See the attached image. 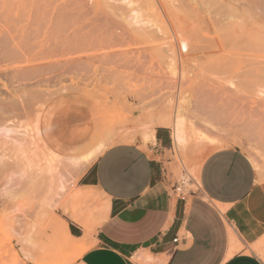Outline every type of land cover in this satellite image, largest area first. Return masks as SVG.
<instances>
[{"label": "rangeland", "instance_id": "rangeland-1", "mask_svg": "<svg viewBox=\"0 0 264 264\" xmlns=\"http://www.w3.org/2000/svg\"><path fill=\"white\" fill-rule=\"evenodd\" d=\"M36 1H39L37 6L33 0H0V36L6 35L3 39L17 36L18 31L28 25L26 33H31V25L39 14L36 10L44 5L43 0ZM52 1L53 9L67 6L64 13L73 24L63 32H53L50 37L55 36L50 42H45V39L51 31L44 26L37 35L40 39L33 40L32 37L24 50L19 51L20 56H14V63L20 57L21 64L10 63L13 57L0 62L1 69H6L0 70V106L11 99L23 103L32 94H36L33 97L37 99L31 103L32 112L26 117L21 115L15 122H1L0 125H23L18 131L27 130L29 142L37 129L47 128L44 139L35 143L37 148L30 146L34 154L30 152V156L21 161L10 160L11 166L0 169V264H74L87 248L69 241L63 224L74 221L85 231L91 230L102 220L105 203L94 189L86 187L85 177L94 163L77 175L72 174L75 179L72 181L74 186L70 185L67 192L69 195L56 191L55 184L51 183L54 180L48 171L49 164L56 165L58 173V162L64 152L86 154L99 143L107 148L133 143L161 159L169 176L178 183L182 192L187 193L196 190L198 169L208 154L235 147L248 156L255 169L256 166L260 168L256 169L257 175L262 177L260 180L264 179V0H134L136 6L133 7L123 6V2L114 3L121 7L119 14L133 16L131 11L138 9L143 19L141 26L146 30L154 31L153 23L165 31L155 32L146 39H139L132 32L123 33L108 18L95 17L93 0ZM61 4L64 7L59 6ZM51 10H48L50 14ZM163 12L168 13L174 22L176 20L178 29L188 31L190 28L189 32L198 34L200 39L217 38L222 45L220 48L209 46L200 40L198 43L203 44L204 50L198 48L193 57L186 56L180 60L173 57V41L169 39L170 32L167 33L170 27ZM144 21L150 23L143 25ZM90 24L93 27L91 25L90 28ZM10 28L16 30L12 31L14 34L7 35L12 33L8 31ZM42 40L45 45H40ZM50 45L53 46L49 49ZM207 46L210 48L206 49ZM229 52L232 55L240 53L242 58L228 63L222 61L224 53ZM91 55L89 59L86 57ZM40 57L42 60L47 58L44 61L49 58V63H59L44 64ZM253 58L258 60L257 67L252 66ZM29 61L34 62L31 64ZM26 62L37 68L38 73L33 80H29L32 76L20 78L17 75L29 70L31 66L27 67ZM61 68L63 70L60 71ZM46 69H52V72L47 73ZM53 70L58 71L53 73ZM70 86L81 90L77 94H65ZM177 107L200 135L217 140L218 145L209 146L197 139L183 149L181 147V151L176 148L172 129L160 126L158 121L162 114L169 115ZM147 126H152L153 134L156 129H164L167 138L160 145H156L153 139L148 143ZM7 135L17 137L21 134ZM142 135L147 145L142 144ZM5 139L0 132V154L12 155V146L3 142ZM69 145H75L77 149ZM21 163L28 165L23 178L18 176L21 172H17ZM79 192L87 194V198L73 206ZM257 253L264 261V249Z\"/></svg>", "mask_w": 264, "mask_h": 264}, {"label": "crops", "instance_id": "crops-1", "mask_svg": "<svg viewBox=\"0 0 264 264\" xmlns=\"http://www.w3.org/2000/svg\"><path fill=\"white\" fill-rule=\"evenodd\" d=\"M165 138L162 128L152 133L156 145ZM106 148L85 177L104 200L102 220L88 231L63 224L69 241L87 247L74 264H264L257 253L264 249V179L243 151L208 154L196 190L185 193L142 147ZM86 196L79 192L72 205Z\"/></svg>", "mask_w": 264, "mask_h": 264}, {"label": "bare ground", "instance_id": "bare-ground-1", "mask_svg": "<svg viewBox=\"0 0 264 264\" xmlns=\"http://www.w3.org/2000/svg\"><path fill=\"white\" fill-rule=\"evenodd\" d=\"M34 2H36V6H37V4L39 3V1H38V3H37V1L36 0H33ZM55 1H57V0H55ZM63 1V0H62ZM66 1H68V0H66ZM41 2V1H40ZM43 2H44V5H40L41 6V8L39 7V8H37L38 10H36V12L37 13H39V14H37L38 15V18L35 20V22H34V24H32L31 25V27L32 28H30V31H31V33L30 34H32V33H35L34 34V36H31L30 34H28V33H26L28 30H29V25L28 26H25V27H22V29H21V31H18V35L17 36H13V37H9L7 40H5V39H3L4 37H6V35L4 36V35H2V37L0 36V62L2 61V60H5V59H7V58H12V60L13 61H11L10 63H14V59H16L17 58V56L19 55L18 53H19V51L21 52V50H24V47H25V45L26 44H28V42H30L31 40V38L33 37V40H36V39H40V38H37V35H39V33H40V31L43 29V27L44 26H46V28H47V30L48 31H51L50 32V35H49V37L47 38V39H45V42H50L51 41V39H52V37L53 36H55V35H53L52 37H50L51 35H52V33L53 32H61L62 30H64L65 28H67V27H69V26H71L73 23H70V21L69 20H67L66 19V14L64 13L65 11H66V8H67V6L66 5H64V6H62V4L61 5H59V6H61V7H64L63 9H58V7L56 8V9H53V1L52 0H43ZM121 3V2H123L122 4H123V6H127V7H133V5H135V3L136 2H134V0H93V8H92V13L94 14V16L95 17H97V18H104V19H107L108 18V20H109V22L112 24V25H114L115 26V28L116 29H119L120 31H122L123 33H134V34H136L137 35V38H142V39H146V37H151L152 35H154L153 33H155V32H164L165 33V31L162 29V27H158V26H156V24H153V23H151V27H155V29H154V31H152V30H146L143 26H141V22H142V15H141V12L137 9V10H132L131 12L134 14L133 16L132 15H125V14H127V13H120L119 14V12H120V10H121V7L120 6H117V5H114V3ZM163 2V1H162ZM185 2V1H184ZM66 3V2H65ZM139 3V2H138ZM176 3V2H175ZM181 3V2H180ZM69 5H70V2L68 3ZM121 4V5H122ZM172 4V3H171ZM68 5V6H69ZM138 5V4H137ZM153 5H156L155 3L153 4ZM136 6V5H135ZM164 6V5H163ZM70 7V6H69ZM68 7V8H69ZM126 7V8H127ZM154 7V6H153ZM158 7V6H157ZM150 8H151V6H150ZM178 8V7H177ZM51 10V11H53L51 14H50V12L48 11V10ZM153 9V8H152ZM187 9V8H186ZM164 10H166L167 11V9H164ZM179 10V9H178ZM158 11V10H157ZM174 11V10H173ZM182 11V10H181ZM130 12V13H131ZM180 12V11H179ZM189 12V11H188ZM164 13V12H163ZM177 13V12H176ZM156 14H157V12H156ZM165 15V18L164 19H166L167 21L166 22H168V24H169V27L170 28H168V26L166 27V25H165V29L167 30V28H168V30H167V33L168 32H170V41L172 40L173 41V44H172V47H173V51H171V52H173V57H178V59L180 60V59H184L186 56H192V55H194L196 52H197V49L199 48V49H203L202 47H203V44H207V45H209V46H218L219 48H220V46L222 45L221 43V41L219 40V39H215V40H213V39H209L208 37H202L201 39H200V37H198L197 35L198 34H196L195 35V33L194 32H192V31H190L189 32V30H190V28H189V30L188 31H182V30H180V29H178V27L176 26V24H175V22H176V20H175V22L172 20V18L170 17V15L167 13H164ZM189 14V13H188ZM20 15H22V14H20ZM19 15V17L18 18H21V16ZM173 15V14H172ZM193 15V14H192ZM27 16V15H26ZM48 16H49V18H48ZM65 16V17H64ZM146 16H147V14H146ZM145 16V17H146ZM159 16H160V14H159ZM36 17V16H35ZM151 17V16H150ZM160 18V17H159ZM190 18V17H189ZM192 18V17H191ZM12 19V18H11ZM145 19V18H144ZM191 20V19H190ZM199 20V19H198ZM242 20V19H241ZM9 21H10V19H9ZM11 22V21H10ZM99 22V21H98ZM195 22V21H194ZM15 23V22H14ZM77 22H75L74 24H76ZM150 22H145L144 21V23H143V25H148ZM191 23H192V21H191ZM163 24V23H162ZM91 25H92V27H93V24H90V25H88L90 28H91ZM195 25V24H194ZM193 25V26H194ZM18 26V25H17ZM161 26H163V25H161ZM201 26V25H200ZM196 27H197V25H196ZM4 27H2V29H3ZM13 28V27H12ZM12 28H10L11 30H8V31H15L16 29H14V30H12ZM100 29H102V28H100ZM187 29V28H186ZM200 29V28H199ZM1 30V29H0ZM200 30H203V29H200ZM206 31V30H205ZM209 31V30H208ZM5 32V31H4ZM63 32V31H62ZM194 33L193 35H192V33ZM1 33V32H0ZM6 33V32H5ZM4 33V34H5ZM7 35L9 34V35H12V34H14V32H12L11 34L10 33H6ZM61 34H64V33H61ZM162 35H164V34H162ZM200 36V35H199ZM72 37V36H71ZM70 37V38H71ZM155 37V36H154ZM54 38V37H53ZM153 38V37H152ZM73 39V38H72ZM71 40V39H70ZM200 40H202L201 42H204L203 44L202 43H198ZM253 40V39H252ZM251 40V41H252ZM154 41V40H153ZM158 41H160V40H158ZM44 42V40H42V41H40V45H42V44H46ZM155 42H156V40H155ZM253 42V41H252ZM160 43V42H159ZM156 44V43H155ZM202 44V45H201ZM157 45V44H156ZM52 46L53 45H50L49 46V49H50V47L52 48ZM209 46H207L206 47V49L208 48H210ZM260 47V46H259ZM205 48V47H204ZM217 48V47H216ZM31 49V48H30ZM33 49V48H32ZM36 49V48H35ZM34 49V50H35ZM264 49V48H263ZM204 50V49H203ZM254 50V49H253ZM32 51V50H31ZM38 51V50H37ZM23 52V51H22ZM50 52V51H49ZM219 52V51H218ZM43 53H44V51H43ZM27 55L29 54V53H26ZM45 54V53H44ZM47 54V53H46ZM45 54V55H46ZM49 54H51V53H49ZM55 55H56V53H54ZM57 54H60V53H57ZM214 54V53H213ZM217 54V53H216ZM225 55H224V57L222 58V61H225L226 63H228V62H233V61H235V60H237V61H239L241 58H242V55L240 54V53H238L237 55L236 54H234V55H232V53L231 52H229V53H224ZM84 55V54H83ZM209 55V54H208ZM14 56L16 57V58H14ZM20 56V55H19ZM42 56V55H41ZM48 56V55H47ZM51 56V55H50ZM49 56V57H50ZM53 54H52V58H53ZM94 56V55H93ZM206 56V55H205ZM25 57V56H24ZM86 57H88V59H89V57H92V55L91 56H86ZM193 57V56H192ZM208 58H209V56H207ZM211 57V56H210ZM212 57H214V56H212ZM19 58V60H18V62L21 60L20 59V57H18ZM27 58H29V57H27L26 56V59ZM51 58V57H50ZM55 58V57H54ZM53 58V59H54ZM65 59H67L68 60V58L67 57H64ZM71 58H74V56L73 57H71ZM81 58L83 59L84 58V56H81ZM189 58V57H188ZM35 59V58H34ZM33 59V60H34ZM40 59H41V57H40ZM47 59V58H46ZM46 59H41L42 61H43V63L44 64H54V63H59V61H57V62H52V63H49V58H48V62L47 61H44V60H46ZM57 59V58H56ZM59 59H60V57H59ZM64 59V60H65ZM69 59H70V57H69ZM76 59V58H75ZM78 59V58H77ZM80 59V58H79ZM82 59H80V60H82ZM11 60V59H10ZM10 60H8V61H10ZM36 60H38V59H36ZM40 60V61H41ZM62 60V59H61ZM60 60V61H61ZM63 60V61H64ZM66 60V61H67ZM70 60H72V59H70ZM74 60V59H73ZM6 61V60H5ZM16 61V60H15ZM40 61H39V64H40ZM41 61V62H42ZM65 61V62H66ZM69 61V60H68ZM77 60H75V61H73V62H76ZM17 61L15 62V63H18ZM34 62V61H33ZM32 61H29V63H33ZM45 62H47V63H45ZM70 62V61H69ZM72 62V61H71ZM10 63H8L7 65H9ZM14 63V64H15ZM20 63V62H19ZM29 63H27L26 62V66L28 67V66H31L30 68H29V70L28 71H26V72H24V73H22V75L21 74H17V75H20V78L21 77H25V76H27V77H31V78H29V80L30 79H35V75H37L36 73H38V71L36 72V70H37V68L34 66V65H30ZM36 63H37V61H36ZM35 63V64H36ZM57 63V64H58ZM80 63V62H79ZM4 64V63H3ZM21 64V63H20ZM23 64V63H22ZM29 64V65H28ZM74 64V63H73ZM77 64V63H76ZM262 64V63H261ZM18 65V64H17ZM56 65V64H55ZM69 65H71L70 63H69ZM257 65H258V60L256 59V58H253L252 59V66L253 67H257ZM10 66V65H9ZM57 66V65H56ZM67 67H68V64L66 65ZM11 68H12V66H10ZM43 67V66H42ZM71 67V66H70ZM9 68V67H8ZM63 68V67H62ZM60 69V71L61 70H63V69H65V68H63V69ZM5 68H2L1 69V66H0V70H4ZM13 69V68H12ZM48 69V68H47ZM47 69H46V71H47ZM52 69H54L53 67H52ZM51 69V70H52ZM70 69V68H69ZM6 70V69H5ZM16 70V69H15ZM42 70H43V68H42ZM42 70H40L41 72H42ZM45 70V69H44ZM51 70H48L49 72L51 71ZM56 70V69H55ZM55 70H53V73L55 72V73H57V71H55ZM71 70V69H70ZM47 71V73H49ZM66 71V70H65ZM52 72V71H51ZM67 73H68V69H67V71H66ZM65 72V73H66ZM8 73V72H7ZM15 73H17L16 71H15ZM40 73V72H39ZM66 73V74H67ZM13 74V73H12ZM41 74V73H40ZM46 74V73H45ZM51 74V73H50ZM64 74V73H63ZM263 74H264V72H263ZM16 75V74H15ZM44 74H42V76H43ZM61 75H62V73H61ZM4 77V76H3ZM15 78H16V76H14ZM26 77V78H27ZM38 77V76H37ZM25 78V79H26ZM22 79H24V78H22ZM10 80V79H9ZM11 80H12V78H11ZM20 80V79H19ZM18 80V81H19ZM27 80H28V78H27ZM81 86V85H80ZM62 88V87H61ZM9 89V88H8ZM63 89V91L65 90L64 88H62ZM61 90V89H60ZM60 90H58V91H60ZM81 90V89H80ZM80 90L75 86V87H71L70 86V88L69 89H67L66 90V93L65 94H67V93H76V92H80ZM47 91V90H46ZM62 91V90H61ZM61 93H63V92H61ZM1 94V93H0ZM42 94L44 95L45 94V91H44V93L42 92ZM42 94H39V95H42ZM77 94V93H76ZM34 95H36V94H32V95H28L29 96V98H28V100L26 101V99L25 98H23V99H25L24 100V102L23 103H21L18 99L17 100H9V102H8V100L6 101V103L5 102H3V100H2V102L4 103V104H2V106H0V123L2 122V123H12L15 119H17L19 116H21V115H23V116H25V115H28V114H30V112H32V111H30V107H32V106H30L31 105V103L33 102V100H35L34 98L35 97H33ZM38 95V94H37ZM180 96V95H179ZM45 96H43V98H44ZM177 97V96H176ZM39 99H40V97H39ZM182 99H183V97H182ZM21 100V99H20ZM37 100V99H36ZM35 100V101H36ZM171 101V100H170ZM169 101V102H170ZM1 102V101H0ZM181 102H184V101H182L181 100ZM33 105V104H32ZM169 105H170V103H169ZM168 105V106H169ZM171 106V105H170ZM182 112H180V109L177 107V108H174V110L172 111V113L171 114H162L160 117H159V121H158V124L160 125V126H163V127H170L171 129H172V139H173V144H174V146L176 147V148H180V151H181V147H182V149H183V147L186 145V144H188L189 145V143L192 141V140H196L197 141V139H199V142L200 143H202L201 141H203V142H206L207 143V145H209V146H217L218 145V141L217 140H215V139H212V138H209L208 136L207 137H203L202 135H200L199 134V132H197L196 130H195V128H194V126L190 123V122H187V120L182 116V114H181ZM47 115V114H46ZM50 116V115H49ZM26 117V116H25ZM28 117V116H27ZM46 117V116H45ZM187 117H188V115H187ZM47 118V117H46ZM58 119V118H57ZM31 120V119H30ZM53 120V119H52ZM189 120H191V119H189ZM47 121V120H46ZM54 121V120H53ZM192 121V120H191ZM15 122V121H14ZM23 122H24V120H23ZM56 122V121H55ZM5 124L4 125H0V132H2L4 135H5V140H3V142H7V143H10L11 144V152H12V155H1L0 154V169H5V168H7L10 164H9V162L8 161H10V160H18V161H21V159L23 158H26L27 157V155H29L30 154V152H32V148L30 147V146H35V143H37V141H42L43 139H44V136H43V134H45V132L47 131V128H45V129H37L36 130V132L34 133V136H32V139L33 140H31V142H29L27 139H26V137H28V131L27 130H24V131H18L21 127L20 126H17L16 125V123H15V125H12V127H6L5 126ZM55 124V123H54ZM11 125V124H10ZM37 127V126H36ZM46 127V126H45ZM152 126H147V128H146V139L147 140H151L152 139V133H153V129L151 128ZM44 128V127H43ZM49 128H50V126H49ZM48 128V129H49ZM27 129V128H26ZM52 130V129H51ZM54 131V130H53ZM52 131V132H53ZM51 132V133H52ZM60 132V131H59ZM12 133H17V134H21V135H19V136H17V137H9L7 134H12ZM51 133H49V135L51 134ZM62 134V133H61ZM46 135V134H45ZM52 136H53V134H52ZM55 136V135H54ZM49 138H50V136H49ZM49 138H47V140L49 139ZM54 138V137H53ZM52 138V139H53ZM60 138H61V136H60ZM45 139H46V137H45ZM46 140V141H47ZM54 140H55V138H54ZM201 140V141H200ZM49 141H52V142H57L58 141V139H57V141H53V140H49ZM60 141V143H63L62 141H61V139L59 140ZM0 142H2V141H0ZM59 142H58V144H60ZM47 144V143H46ZM71 144H72V142H71ZM73 144H76V143H73ZM48 145V144H47ZM77 145H79V144H77ZM103 145V144H102ZM36 146H37V144H36ZM35 146V147H36ZM55 146V145H54ZM69 146H73V145H69ZM75 146V145H74ZM73 146V147H74ZM82 146H85V145H82ZM56 147V146H55ZM68 147V146H67ZM81 147V146H80ZM103 147H104V145H103ZM103 147L102 146H96V147H94L92 150H90V151H88L86 154H69V153H65L64 152V155H62V159H61V161H59L58 162V165H59V172L58 173H56V165H50L49 164V170L48 171H50V174L52 175V179L54 180V181H52L51 180V183H54L55 185L54 186H56V191H58L60 194H62V195H69V194H67V192L69 191V189H70V185H73L72 184V181L75 179L74 178V176L72 177V174L73 173H75L76 175L78 174V172H80V171H82L85 167H87L88 165H90L93 161H95L97 158H98V156L102 153V151H103ZM37 148V147H36ZM54 148V147H53ZM56 148H58V147H56ZM60 148V147H59ZM62 148V147H61ZM75 148H76V146H75ZM83 148V147H82ZM187 148V147H186ZM77 149V148H76ZM5 150H6V148H5ZM4 150V151H5ZM8 150V149H7ZM54 150H55V148H54ZM60 150V149H59ZM65 150V149H64ZM63 150V151H64ZM74 149H72V151H73ZM1 151V150H0ZM56 151V150H55ZM11 152H9V153H11ZM33 152H34V150H33ZM32 152V153H33ZM68 152V151H67ZM75 152H76V150H75ZM8 153V152H7ZM62 153V152H61ZM34 154V153H33ZM32 154V155H33ZM58 154V153H57ZM30 156V155H29ZM35 156V155H34ZM33 158V157H32ZM31 158V159H32ZM27 160V159H26ZM27 162V161H26ZM34 162V161H33ZM12 163H13V161H12ZM25 163V162H24ZM38 163V162H37ZM16 164V163H15ZM28 164V163H27ZM32 164V163H31ZM18 165V164H17ZM16 165V166H17ZM34 165H36L35 163H34ZM11 166V165H10ZM15 166V165H14ZM28 166V165H27ZM27 166H25V164H22L21 163V165H19V167H17V168H19V170L17 169V172L19 171V172H21V175H18L20 178H23L24 176H26L25 174V172H26V170H27ZM9 169H10V167H9ZM8 169V170H9ZM13 169V168H12ZM30 169H32L31 167H30ZM44 169V168H43ZM46 169H48V168H46ZM256 169L257 170H260V168H258L257 166H256ZM14 171H15V169H14ZM31 171V170H30ZM36 171V170H35ZM41 171V170H40ZM39 171V172H40ZM43 171V170H42ZM6 172H7V170H6ZM19 172H18V174H19ZM46 172V171H45ZM44 172V173H45ZM260 172V171H259ZM38 173V172H37ZM49 173V172H48ZM47 173V174H48ZM54 173H55V175H54ZM257 173H258V171H257ZM2 174V173H1ZM32 174V173H31ZM35 175H37V174H35ZM34 175V176H35ZM39 175V174H38ZM44 175V174H43ZM75 175V176H76ZM259 175V174H258ZM33 175H31V177H32ZM259 177H261V176H259ZM33 178V177H32ZM262 178V177H261ZM34 181V180H33ZM46 182V181H45ZM34 185V184H33ZM74 186V185H73ZM7 192V191H6ZM57 193V192H56ZM61 195V196H62ZM58 196H59V194H58ZM56 197H57V195H56ZM59 199H60V197H59ZM62 200V199H61ZM63 201V200H62ZM54 202V201H53ZM56 204V203H55ZM54 205V204H53ZM50 207V206H49ZM225 211V210H224Z\"/></svg>", "mask_w": 264, "mask_h": 264}, {"label": "built area", "instance_id": "built-area-1", "mask_svg": "<svg viewBox=\"0 0 264 264\" xmlns=\"http://www.w3.org/2000/svg\"><path fill=\"white\" fill-rule=\"evenodd\" d=\"M176 192H181V189L179 187L174 188ZM177 239H174L173 241L176 242Z\"/></svg>", "mask_w": 264, "mask_h": 264}]
</instances>
